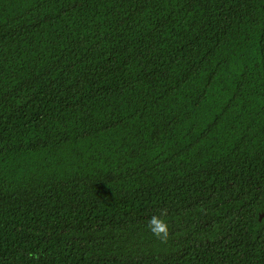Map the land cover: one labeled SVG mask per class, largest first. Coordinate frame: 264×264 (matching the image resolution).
<instances>
[{
	"label": "trees",
	"instance_id": "obj_1",
	"mask_svg": "<svg viewBox=\"0 0 264 264\" xmlns=\"http://www.w3.org/2000/svg\"><path fill=\"white\" fill-rule=\"evenodd\" d=\"M0 264H264V0H0Z\"/></svg>",
	"mask_w": 264,
	"mask_h": 264
},
{
	"label": "clouds",
	"instance_id": "obj_2",
	"mask_svg": "<svg viewBox=\"0 0 264 264\" xmlns=\"http://www.w3.org/2000/svg\"><path fill=\"white\" fill-rule=\"evenodd\" d=\"M153 223H157V222H156V221H153ZM156 231H157L158 233H165V232H166L165 228H163V227H158V228L156 229Z\"/></svg>",
	"mask_w": 264,
	"mask_h": 264
},
{
	"label": "water",
	"instance_id": "obj_3",
	"mask_svg": "<svg viewBox=\"0 0 264 264\" xmlns=\"http://www.w3.org/2000/svg\"><path fill=\"white\" fill-rule=\"evenodd\" d=\"M263 215H261L260 219H262Z\"/></svg>",
	"mask_w": 264,
	"mask_h": 264
}]
</instances>
